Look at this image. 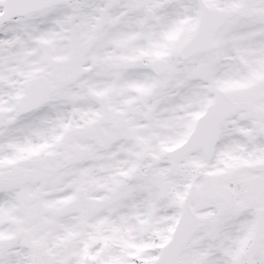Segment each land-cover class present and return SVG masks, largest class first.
I'll use <instances>...</instances> for the list:
<instances>
[{
	"label": "snow or ice",
	"instance_id": "snow-or-ice-1",
	"mask_svg": "<svg viewBox=\"0 0 264 264\" xmlns=\"http://www.w3.org/2000/svg\"><path fill=\"white\" fill-rule=\"evenodd\" d=\"M0 264H264V0H0Z\"/></svg>",
	"mask_w": 264,
	"mask_h": 264
}]
</instances>
